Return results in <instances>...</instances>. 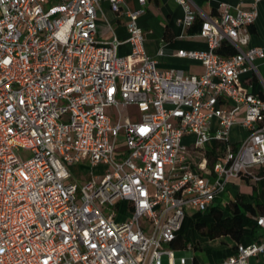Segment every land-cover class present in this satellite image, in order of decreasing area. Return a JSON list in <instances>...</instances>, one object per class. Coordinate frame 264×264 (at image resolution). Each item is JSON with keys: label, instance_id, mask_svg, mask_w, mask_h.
Segmentation results:
<instances>
[{"label": "built area", "instance_id": "built-area-1", "mask_svg": "<svg viewBox=\"0 0 264 264\" xmlns=\"http://www.w3.org/2000/svg\"><path fill=\"white\" fill-rule=\"evenodd\" d=\"M43 1L0 0V264H197L172 254L184 209L208 207L230 178H258L264 164V92L239 84L264 49V36L247 43L253 0H219L215 16L175 0L181 26L199 17L206 46L175 50L199 59L198 73L146 53L135 21L144 0H106L124 16L122 38L96 35L100 0ZM123 40L138 62L116 51ZM222 41L230 51L216 49ZM130 104L134 120L120 112ZM234 121L246 132L232 141ZM210 139L222 146L208 163ZM80 159L89 169L77 179L65 164ZM253 219L262 233L210 264H264V209Z\"/></svg>", "mask_w": 264, "mask_h": 264}, {"label": "crops", "instance_id": "crops-1", "mask_svg": "<svg viewBox=\"0 0 264 264\" xmlns=\"http://www.w3.org/2000/svg\"><path fill=\"white\" fill-rule=\"evenodd\" d=\"M192 1L208 15L215 16L218 12L217 2L219 0ZM224 1L233 5L236 0ZM124 2L130 7L137 5L136 0H124ZM253 4L255 7V13L251 22L248 24V44L258 43L262 36H264V0H253ZM231 9H233V6H231ZM180 13L181 7L175 0H144L141 11L135 15V21L141 27L143 33L142 46L146 53L155 58V63L160 68L177 66L180 67L183 72L198 73L203 67L201 61L197 58L177 54L175 53V50L178 47L204 48L206 46L203 36L196 32L199 17H195L187 26H181V24L175 21V17ZM123 20L124 16L122 14H116L111 10L106 0H100L96 16V35L98 37H108L111 32H114L119 38L124 37L126 30ZM159 46L161 47L160 52L157 51ZM116 51L118 53H125L130 64H134L140 60L139 55L129 54V43L125 40L120 41L117 44ZM253 62L255 70H248L240 73L239 84L248 90L261 93L264 92V49L262 56L254 57ZM219 104L224 105L226 104V101L220 100ZM211 122L215 123V117H212ZM229 131L233 136L230 137L228 134V138L235 141L245 134L246 128L239 122L234 121L229 125L228 132ZM231 181L232 180L229 179L224 184V187L226 184L232 183ZM224 187L222 190H219L214 197L221 198ZM233 194L234 193L225 197L223 205ZM247 195L248 194L245 196ZM211 204L216 205L214 200H212ZM216 206L219 207L218 205ZM215 236L218 237V242H215V244L212 245V252H210V250L208 253L210 256L207 255V252H203V256L206 258L205 260L198 259V257L192 252V248L199 245L197 241L194 242V245L192 243H189L188 245L186 240L184 245H180L176 242H173V244L174 247H186V253L192 254L195 263L210 264L213 260L230 253L233 250V243L236 241L228 234H219ZM256 238H251L248 231L245 230L238 240L248 241ZM249 261L251 264H254L256 259L254 256H250Z\"/></svg>", "mask_w": 264, "mask_h": 264}, {"label": "trees", "instance_id": "trees-1", "mask_svg": "<svg viewBox=\"0 0 264 264\" xmlns=\"http://www.w3.org/2000/svg\"><path fill=\"white\" fill-rule=\"evenodd\" d=\"M216 49L220 52L231 50L224 41ZM221 146V141L210 139L205 147L208 163L211 162ZM255 170L260 175L258 178L252 179V187L247 196L239 192L234 193L225 201L226 212L224 213L220 207L210 204L208 210L211 217L208 220L194 219L193 226L209 237L228 234L234 240H238L245 230L248 231L251 238L258 237L262 229L253 219V215L264 209V164L256 165ZM172 242L184 245L185 239L176 232ZM192 244L194 245V242Z\"/></svg>", "mask_w": 264, "mask_h": 264}, {"label": "rangeland", "instance_id": "rangeland-1", "mask_svg": "<svg viewBox=\"0 0 264 264\" xmlns=\"http://www.w3.org/2000/svg\"><path fill=\"white\" fill-rule=\"evenodd\" d=\"M54 0H45L42 2V6L45 8L50 3H52ZM108 110V113L110 114L111 119L113 120L115 118V108L106 106ZM134 112V114L131 116V119L138 118V110L136 109L135 105L130 104L126 107H121L120 112L121 114H127L128 112ZM229 136L232 137V133L228 132ZM116 147L117 148H123L124 143L122 139V134H117L116 139ZM15 152L20 156H25L29 154V150L27 148L19 147L15 149ZM66 168L70 172L71 177H76L77 179L82 178L87 170L89 169V164L84 160H78L72 163H66ZM103 167L102 163H99L97 165H93L92 169H101ZM232 183L226 184V186L223 189L222 197H214L213 200L218 205L222 212H226V208L223 205V201L225 197L228 195L239 192L243 193L244 195L248 194V192L251 190V180L252 178L250 176H244L241 174H237L230 178ZM211 217L208 207L204 208H197L194 205H190L184 209V213L180 222V225L177 229V232L180 233L181 237L186 240V243L189 245V243L197 241L199 243L198 246H195L192 248V252L198 257L200 260H205V256H203V252H207V255L209 251L212 249V245L215 244V242H218V237L212 236L209 237L207 234L201 232L198 228L193 226V220L194 219H203L208 220ZM186 244V245H187ZM167 246H171V244H166ZM187 245V246H188ZM189 247V246H188ZM212 252V250L210 251ZM186 253V247L183 246H172V254L174 256H177L179 254ZM210 256V255H208ZM161 264H166V258L164 255L161 257Z\"/></svg>", "mask_w": 264, "mask_h": 264}]
</instances>
